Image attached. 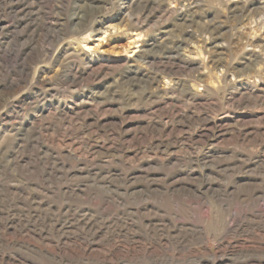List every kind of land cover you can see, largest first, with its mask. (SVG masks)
Masks as SVG:
<instances>
[{"label": "rangeland", "instance_id": "rangeland-1", "mask_svg": "<svg viewBox=\"0 0 264 264\" xmlns=\"http://www.w3.org/2000/svg\"><path fill=\"white\" fill-rule=\"evenodd\" d=\"M0 264H264V0H0Z\"/></svg>", "mask_w": 264, "mask_h": 264}, {"label": "bare ground", "instance_id": "bare-ground-1", "mask_svg": "<svg viewBox=\"0 0 264 264\" xmlns=\"http://www.w3.org/2000/svg\"><path fill=\"white\" fill-rule=\"evenodd\" d=\"M104 38H105V36L102 38L103 40H104ZM86 46H88V45H86ZM97 47H99V44H95V46H90V47H88V49H94V48H97Z\"/></svg>", "mask_w": 264, "mask_h": 264}]
</instances>
